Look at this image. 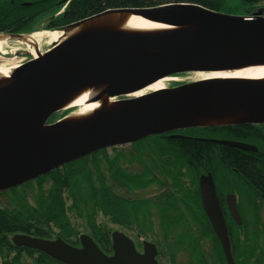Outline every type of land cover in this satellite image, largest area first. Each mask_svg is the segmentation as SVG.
I'll list each match as a JSON object with an SVG mask.
<instances>
[{
    "label": "water",
    "instance_id": "water-1",
    "mask_svg": "<svg viewBox=\"0 0 264 264\" xmlns=\"http://www.w3.org/2000/svg\"><path fill=\"white\" fill-rule=\"evenodd\" d=\"M171 5H179L181 12L160 20L166 23L183 20L199 26L197 34L187 42L165 37L140 38L91 32L56 43L13 71V80L0 86V192L96 151L123 146L157 133L184 129H165V126L175 116L193 114L209 103L235 105L261 118L230 125L264 124L263 87L204 77L150 92L143 106L73 128L56 142L38 144L35 141L36 117L50 101L71 90L106 85L109 96H127L164 77L224 71L264 61L263 10L236 15L197 3L173 2L106 11L157 17L168 13ZM147 50L157 52L144 55ZM118 84L123 86L119 94L114 86ZM57 111L59 108L51 107L45 122ZM211 140L258 152L255 144L230 139ZM199 190L203 210L221 242L227 263L237 264L211 171L199 177ZM225 201L231 218L241 225L236 195L227 194ZM111 238L112 254L105 253L87 233L80 235V246L60 237L45 239L20 233L15 234L12 241L18 247L41 251L66 264H158V250L153 243L144 240L143 251H139L134 240L122 231H113Z\"/></svg>",
    "mask_w": 264,
    "mask_h": 264
},
{
    "label": "trees",
    "instance_id": "trees-1",
    "mask_svg": "<svg viewBox=\"0 0 264 264\" xmlns=\"http://www.w3.org/2000/svg\"><path fill=\"white\" fill-rule=\"evenodd\" d=\"M169 2L197 3L227 14L249 15L259 10L264 13V0H72L55 21L56 25L49 28L66 26L107 9L150 7ZM48 4L39 1L14 7L0 0V32L30 31L29 26L37 19L35 16L57 10L56 4ZM194 133L191 136H174L173 132L151 135L146 141L153 142L154 146L147 148L149 145L138 140L134 143L143 145L130 148L126 156L120 152L110 157L102 149L33 182L0 193L9 198L3 204L0 200V264H66L41 251L18 247L12 237L17 233L45 239L60 237L76 245L78 230L70 213L75 219L85 220L88 234L106 253L112 252V230L97 222L98 214L155 242L159 248V264L162 257H167L171 264H227L199 194L198 179L206 171L213 173L223 196L229 190L243 193V182H247L252 229L247 234V242L242 244L243 250L235 245L233 252L239 264H264V221L258 198L264 194V124L195 128ZM211 139L246 141L261 146L258 152L244 151ZM100 154H104V168ZM224 170V175H220ZM150 187L155 189L152 195L132 196ZM240 203L243 206L242 199ZM182 256L187 257L185 262L181 261Z\"/></svg>",
    "mask_w": 264,
    "mask_h": 264
},
{
    "label": "bare ground",
    "instance_id": "bare-ground-1",
    "mask_svg": "<svg viewBox=\"0 0 264 264\" xmlns=\"http://www.w3.org/2000/svg\"><path fill=\"white\" fill-rule=\"evenodd\" d=\"M180 12L181 7L179 5H171V10L168 13L157 17H145L127 12L114 13L108 10L93 18H87L79 23L75 22L64 29H39L15 35L0 32V86L13 80V71L25 62L24 59H21L24 52L32 54V58H37L43 53L40 48L44 43L56 44L85 33L108 32L140 38L165 37L179 42H187L197 34L199 30L197 24L183 20L173 23L160 20V18ZM19 44L24 45V47ZM22 48L25 50L20 51ZM154 52L157 51L147 50L143 54L149 55ZM201 74L204 75L202 78H216L264 88V61L229 70ZM178 79V76L164 77L135 93L127 95L126 98H121L119 95L109 96L106 85H94L71 90L50 101L36 117L35 141L38 144L56 142L59 137L73 128L84 126L96 119L109 118L143 106L146 104L145 99L151 94L150 92H159ZM114 86L117 88V94H119L123 86L120 84ZM51 107H57L61 112L69 109L71 111L54 123H46L45 119ZM258 120L261 118L238 106L209 103L193 114L175 116L166 124L165 129L230 125L237 122ZM47 152L46 150L45 153ZM39 156H43V154Z\"/></svg>",
    "mask_w": 264,
    "mask_h": 264
},
{
    "label": "rangeland",
    "instance_id": "rangeland-1",
    "mask_svg": "<svg viewBox=\"0 0 264 264\" xmlns=\"http://www.w3.org/2000/svg\"><path fill=\"white\" fill-rule=\"evenodd\" d=\"M56 2H57V0H56ZM4 4V3H3ZM56 6L58 7L57 8V10H54L53 12H51V13H49V14H47V15H45V14H41V15H38V16H35V17H39V19H36L34 22H33V24H31L30 26H29V30H39V29H51V28H49L47 25H48V23H49V19H50V17H51V15H53V14H56V13H62L64 10H65V4L64 3H59V4H56ZM56 6H55V8H56ZM3 7H5L4 5H3ZM15 7V6H14ZM35 9H36V7H35ZM47 24V25H46ZM20 46H23L24 47V45H22V44H19ZM52 45H54V43H51V44H48V43H44L42 46H41V51L42 52H44L45 50H47L48 48H50ZM22 50H25L24 48H22L20 51H22ZM17 52V51H16ZM32 57L33 55L32 54H30V53H26V52H24L23 54H22V58L21 59H24V60H26V57ZM19 59H20V57H18ZM205 74V73H204ZM204 75H202L201 73L199 74V73H193V72H188V73H184V74H179L178 75V77H179V79L177 80V81H173V82H179V83H186V82H192V81H195V80H198V79H201L202 77H203ZM170 83V85L169 86H174V85H176V83ZM121 98H126V96H120ZM59 113H53L50 117H49V119H48V121H47V123H54L55 121H57L59 118H61V117H63V115H65L66 113H68V112H65V111H63L62 110V112L61 111H58ZM51 118H53L52 120H51ZM50 121V122H49ZM209 127H212V126H209ZM195 128H205V127H192V128H187V129H180V130H183V131H185V132H182V133H184V134H190V135H195V133H194V130H195ZM194 129V130H193ZM151 137V135L150 136H147V137H144V138H141V139H139V140H141V141H144L147 145H149V146H146L147 148H150V147H152V146H154V144H153V142H150V141H146V140H148L149 138ZM138 141V140H137ZM134 142H136V141H134ZM134 142H132L133 144H131V143H129V144H125L124 146H117V147H110V148H107V149H104V151L107 153V155H109L110 157H114L117 153H120V152H123V154H125V156L126 155H128L130 152H131V149L130 148H133V147H135V146H137L138 148H140L143 144H140L139 145V143H134ZM150 142V143H149ZM144 143V144H145ZM137 150V149H136ZM100 156H101V161H102V159H103V156H104V154H100ZM101 164H102V167L104 168L105 167V161L103 160L102 162H101ZM219 164V163H218ZM220 165V164H219ZM218 168H220L219 170H223V168L221 167V166H219ZM221 172V174L220 175H224V172H225V170L224 171H220ZM200 177V176H199ZM227 178V177H226ZM38 179V178H37ZM37 179H34V180H32V181H30V182H33V181H35V180H37ZM222 180H224L225 181V179H224V177H222ZM28 183V182H27ZM26 183H24V184H22V185H19V186H16L15 188H19L20 186H23V185H25ZM35 187H36V184L34 185ZM8 191V190H7ZM155 191V189L153 188V187H150L149 189H147V190H145V191H142V192H134L133 194H132V196H141V197H144V196H149V195H152V193ZM3 192H5V191H3ZM2 192V193H3ZM228 192H235V190L234 191H231V190H229V191H227L226 193H228ZM1 193V192H0ZM236 193V192H235ZM11 194V193H10ZM9 198H8V196H6V195H4L3 196V194L2 195H0V200H1V202H2V204L3 203H6L7 202V200H8ZM68 204H70V201H68ZM249 214H247V219L248 220H252L253 218V215L251 214V211L250 212H248ZM249 215H251V217L249 216ZM263 215V216H262ZM70 216H71V219H72V222H73V224L77 227V230H78V240H77V242L79 241V237H80V235L81 234H83V233H89L88 232V228L86 227V225H85V220H80L81 218H78V219H75L74 218V215L72 214V213H70ZM261 217L263 218V220H264V210H263V213H261ZM97 222L98 223H104V224H106L108 227H110L111 228V230H112V232L113 231H115V230H119V231H122V232H124V233H126L127 235H129L131 238H133V240H135V243H137L138 244V247H139V249L140 250H142V247H143V241L144 240H147V239H145V237L144 236H140V234H139V232H137V231H134V230H130V229H127L126 227H123V226H120V225H117V224H112V223H110V221L107 219V218H105L102 214H98V216H97ZM251 228H250V230L252 229V223H251ZM155 237V236H154ZM53 239H55V237L53 238ZM147 241H149V242H151V243H153L156 247H157V250H158V254H159V248H158V246H157V244L155 243V242H152V241H150V240H147ZM80 242V241H79ZM75 243L76 244V246H80V243ZM264 242V238H263V240H262V243ZM160 255V254H159ZM158 259L160 260V257H158ZM26 260H30L29 258H27ZM161 260H162V264H171L170 262H169V260H168V258L166 257H162L161 258ZM187 260V257L186 256H182V260L181 261H186ZM167 261V262H166Z\"/></svg>",
    "mask_w": 264,
    "mask_h": 264
},
{
    "label": "flooded vegetation",
    "instance_id": "flooded-vegetation-1",
    "mask_svg": "<svg viewBox=\"0 0 264 264\" xmlns=\"http://www.w3.org/2000/svg\"><path fill=\"white\" fill-rule=\"evenodd\" d=\"M10 2L11 4H13V6H19V5H25L26 3H28V5H34V4H36V3H38L39 1L40 2H49V4H48V6H52L53 4H59V3H64L66 6H65V10L62 12V13H64L65 11H66V8L69 6V4H70V2L72 1V0H57V2H56V0L54 1V2H52V1H50V0H3V3L4 2ZM62 13H56V14H53V15H51V17H50V19H49V23H48V27H51V26H53L52 24H55L56 25V23L57 22H55L56 20H57V18L59 17V16H61L62 15ZM37 19H39V17H37ZM57 28H60V27H57ZM12 30V29H11ZM10 29L9 30H7V32H11V33H19V32H26V31H24V30H22V31H16V30H12L11 31ZM29 60H31V57H26V60H25V62H27V61H29ZM24 62V63H25ZM55 113H58V112H55ZM51 119H53V118H51ZM173 132V135L174 136H183V135H186V136H191L190 134H184V133H182V132H185V131H183V130H175V131H172ZM246 142V141H245ZM247 143H251V144H255V143H252V142H247ZM256 146H257V148H258V151L260 150V144H255ZM204 173H207V171L206 172H204ZM213 174V173H212ZM213 177H214V175H213ZM199 180V179H198ZM214 181H215V184H216V189H217V194H218V197H219V199H220V202H221V206H222V208H223V211H224V213H225V216H226V220H227V224H228V229H229V236H230V240H231V248H232V254H233V257H234V259H235V261H236V263L237 264H239L238 263V259L236 258V256L234 255V249H235V245H237V246H239V249H240V251H242L243 250V248H242V244L243 243H246L247 242V234H248V232H250V228H251V223H252V220H248L247 219V216H245V212H247V211H251V208L249 207V203H248V199H249V193L250 192H248V188H247V186H248V184H247V182L246 181H244L243 183H244V185H243V193H237L236 191V193L235 192H228V193H225L224 194V196L222 195V193H221V191H220V186L218 185V183H217V181H216V179H215V177H214ZM10 190V189H9ZM2 193V192H1ZM197 193H198V191H197ZM229 193H234L235 195H236V199H237V205H238V210H239V213H240V215H241V220H242V224L241 225H237L234 221H232L233 223H235V224H233L232 222H231V219H230V216H229V208H228V206H227V204H226V201H225V198H226V196H227V194H229ZM199 194H200V190H199ZM264 194H260L259 195V199H261V204H260V214L261 213H263V210H264ZM240 199H242L243 200V206H242V204L240 203ZM243 214H244V216H245V218L246 219H244V216H243ZM250 217H251V215H249ZM263 216V215H262ZM246 221H248L247 223H246ZM264 221V220H263ZM232 224H233V226H232ZM231 227H232V229H231ZM234 230V231H233ZM249 230V231H248ZM232 232V233H231ZM234 233V234H233ZM232 234H233V236H232ZM134 242H135V240H134ZM135 245H136V248L139 250V251H143V247H142V250H140L139 249V247H138V244L137 243H135ZM235 246V247H234ZM158 257H159V254H158ZM240 258H244V255H241V257ZM158 262H159V259H158Z\"/></svg>",
    "mask_w": 264,
    "mask_h": 264
}]
</instances>
